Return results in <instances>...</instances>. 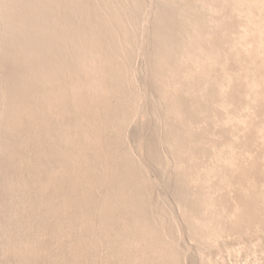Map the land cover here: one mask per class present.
I'll return each mask as SVG.
<instances>
[{
	"label": "rangeland",
	"instance_id": "rangeland-1",
	"mask_svg": "<svg viewBox=\"0 0 264 264\" xmlns=\"http://www.w3.org/2000/svg\"><path fill=\"white\" fill-rule=\"evenodd\" d=\"M224 2L0 0V264H264V214L227 223L234 171L224 169L223 178L207 174L206 146L196 143L198 135L210 136L209 109L196 100L192 82L206 79L207 63L195 61L185 34L194 29L191 42L203 47L212 35L213 68L236 62L226 45L234 33L231 15L240 19L242 10ZM77 28L91 36L88 44H97L78 53L75 44L88 39ZM239 36L246 59L258 58L253 47L261 31ZM80 54L90 70L101 71L102 83L75 76ZM178 55L188 57L185 64ZM160 74L190 83H159ZM171 88L174 120L160 99ZM236 88L242 94L239 79ZM209 89L202 87L204 99L214 98ZM182 97L195 103L188 106ZM188 115L205 116V127ZM168 147L189 159L173 165ZM186 178L199 183L189 188ZM242 185L235 187L240 200L250 196ZM247 185L263 188L256 179ZM257 204L253 209L264 200Z\"/></svg>",
	"mask_w": 264,
	"mask_h": 264
},
{
	"label": "bare ground",
	"instance_id": "bare-ground-1",
	"mask_svg": "<svg viewBox=\"0 0 264 264\" xmlns=\"http://www.w3.org/2000/svg\"><path fill=\"white\" fill-rule=\"evenodd\" d=\"M95 3L93 4V6L95 5ZM224 3L231 10H233V9L242 10V13L240 14V15H242V17H240V19H236L234 14L231 15L232 18L234 19V22H235V26L232 30V33L234 32L235 34L233 33V35L229 37V40H231V39L233 41L235 40L236 43L234 44L233 41L231 40L230 42L228 41V43L226 45V48L228 50L234 51V54L231 57L234 58L236 62L233 61L232 63L227 64V65H223L222 63H218L217 67L213 68L214 63L211 62V58L215 54L213 53L214 50H211L210 46L214 47L215 40L213 38L211 39L212 35H210L209 38H206L205 44H207V45L205 47H203L201 45L199 46L197 43L193 44L191 42L192 38L196 36L194 29L188 30L190 33L189 32L187 33V31H186L185 37L190 40V43L193 46V48L190 50V52L193 53V51H196L198 54L195 61L207 63V65H203L204 67H206L205 71H204V73H206V75H207L206 79L203 80L200 77L197 80L195 79V81H192V82H194L193 86L196 90L195 91L196 94H194V95H196V98H197L196 100L203 99L204 101H202V102L205 104L206 108L209 109V112H208L209 114L208 113H207L208 115L206 114L207 115V119H206L207 128L206 129L209 131L210 136L209 137H206V136L199 137V135H198V138H196V139H198L196 141V143H198V144L202 143V145L206 146L207 152H206L205 157H204V166H205V169H206L205 171L207 174L209 173L212 176H217V177L219 176V178H223V170L224 169H228V170L231 169L234 171L233 180H231L232 181L231 184L233 185V189H235V190L232 192V194H231L232 196L229 195V197H227L229 202H225V206L227 207V210L224 211V213H223L224 217L227 218V220H228L227 223H232V221H234V220H239V221L242 220L243 221L244 219L250 218V217H254V219L256 220L260 215L264 214V206H262L261 209H259V208L256 210L253 209V207H255L256 204L260 200H262V201L264 200V76L261 75L260 76L261 79H258L255 76V74H257V73H262V72L264 73V0H225ZM100 4H102L101 1H100ZM84 6H83V9H84ZM209 10H210V8H209ZM86 11L87 10H85L83 12H86ZM237 12L239 13V11H237ZM89 13H92V12L90 11ZM147 14H146V16H147ZM82 15H83V13H82ZM140 21H142V20H140ZM162 21L165 22L167 20H164L162 18H160L158 20L159 23H161ZM212 22H213L212 19L209 18L208 21L205 22V25L208 28L213 27ZM87 24H88V22H87ZM71 28H72V26H71ZM254 28H257L259 31H261V36H259L260 40L256 44L254 43L255 46L253 47V49L257 50L260 53L259 54L260 56L258 55L259 56L258 58H255V60L250 59V60H252V61H250L249 59L247 60L245 57V51H247V50L243 51L241 48L242 46H238L237 40L239 41L241 39V38H239L240 32L247 31L248 29H254ZM77 29H78L77 34L84 33V35H83L84 38L88 39L86 43L84 42V43H76L75 44L77 49H79V51H80L78 53H81L83 50H87L90 47H93V45L95 46L97 44V43L95 44V42H94V44H88L89 41H91V36L89 37L87 35L86 30H83L80 28H77ZM226 29H228V28H226ZM250 32H251V30H250ZM243 33H242V35H243ZM93 34H94V32H93ZM158 34H157L156 38H158ZM251 34H252V32H251ZM90 35H91V33H90ZM244 35H246V34L244 33ZM45 36H44V38H45ZM248 37L245 38V40L248 39ZM251 37H254V35H252ZM57 38H58V36H57ZM52 39H53V37H52ZM246 47H248V46H246ZM246 47H244V48L246 49ZM97 49L99 52L100 50H99L98 46H97ZM78 57H79L80 68L73 70L75 76L77 78H80V75L82 74L83 79L88 78V79L92 80V82L95 80V84H98V85H99V83H102L103 81H101L102 80L101 71L97 70L96 66H94V68L92 70H90L88 68V65H87L88 61H87L86 56L81 58V54H80ZM186 58H188V57H186ZM186 58L183 57L182 55H178V56H176V61H179L180 64L183 65V63L185 64V62L187 61ZM180 64H178V65H180ZM184 67H185V70L187 72L191 69V66L188 64V62L186 63V65H184ZM154 68H156V67H154ZM79 69H81L80 72H79ZM236 69L241 71V73L243 75V79H242L241 75L235 71ZM251 69L252 70L257 69L258 71H257V73L256 72L254 73V72H251ZM195 76L196 75H194V77ZM227 76H231V79L228 80ZM157 78H158L159 83L166 82V83L174 84V83H178V82H181V83L183 82V83H187L188 85L190 83L187 81H182L183 79L182 80H176L172 77H167L166 75H161V74ZM237 79L242 81L244 84L242 94H239V95L235 94L237 92V88H236ZM191 80H192V78H191ZM92 82H90V83L92 84ZM191 85H192V83H191ZM210 86L213 87V89L212 90L209 89V91L212 92V96L214 95V98L213 97H206V99H204V93H201L200 91L202 90V87L209 88ZM245 91H246V94H245ZM167 92L168 93H165V94L160 93V99L163 102L165 114L166 115L168 114L167 116H169L171 120L172 119L174 120L177 117H175V114L171 113V107H173L175 105V103H174L175 99H176L175 90H174V88H171L170 90H167ZM182 99H183V101H186L185 103H187L188 106L192 105L194 102L193 101L194 97L193 98L182 97ZM60 101H62V100H60ZM228 102H229V104L232 105V107H235V108L232 110L227 109L226 103H228ZM225 108H226V111H225ZM190 109H191V107H190ZM224 112H227L228 116L230 117L229 119H227L226 117H223V115H225ZM169 114H171V115H169ZM185 118L190 120V122L196 127L198 126L201 128L205 125V123H204L205 116L199 118V117H193V116L188 115ZM219 125L223 126V128H222L223 131L218 129ZM197 134H199V133H196L195 135H197ZM167 138L172 139L171 133L169 136H167ZM204 138L207 139V144L205 142L200 141L201 139H204ZM247 138L251 139V141H252L251 144L250 143L248 144L245 142V139H247ZM167 141H168V139H167ZM166 149H169L168 152L170 154H168V155L170 156V159L172 160L173 165L179 164V162H178L179 159H184V160L189 159V155L182 154L181 149L179 147L177 148V150H176V147H174V148L168 147ZM244 149L248 150V151L250 150L249 152H251V154L243 155V154H245ZM218 152H219V155H217ZM229 153L230 154L235 153V156L234 155L230 156V155H228ZM169 156H168V158H169ZM254 159H255V161H253ZM254 163L258 167L263 169L261 176H259V174L257 176L256 172L258 171L257 170L258 167L255 166V168H254L253 167ZM192 165L193 166H199L196 162H193ZM253 179H256V181H258V182L261 181V183H263V188L253 189V188H251V186H248L247 184L250 185L251 181ZM184 182H186L188 187L192 188V189L194 188L195 184L199 183L194 178H186L184 180ZM241 182L243 183L242 186H244V188L247 189L246 191L250 195V196L248 195L249 197H247V198H244V199L242 198V200H240L241 197L239 196V193H237L238 190L235 188L236 185L241 183ZM199 186L205 187L202 183H200ZM219 187L220 186L217 185V186L213 187L212 189H213V191L216 192V191L221 189V187L220 188ZM257 193L261 196L260 200L256 199L257 201H255L254 200L255 197L250 198L251 196H255ZM202 204L207 210L209 209V210H211V212L215 211L213 209L212 202L204 201ZM250 208H252V209H250ZM255 208H257V207H255ZM217 214H219V211ZM250 219H253V218H250ZM180 221H181V219H180ZM182 221H184L183 216H182ZM207 221H209V220H207ZM205 223H206V221H205ZM180 225H179V227H181ZM182 228H180V229H182ZM246 232H247V234L249 233L248 230ZM246 232H245V234H246ZM245 234H243V235H245ZM250 237H252V236L250 235Z\"/></svg>",
	"mask_w": 264,
	"mask_h": 264
}]
</instances>
